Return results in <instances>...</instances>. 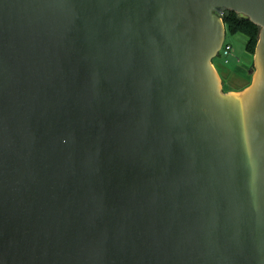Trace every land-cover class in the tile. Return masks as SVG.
<instances>
[{"label":"water","instance_id":"1","mask_svg":"<svg viewBox=\"0 0 264 264\" xmlns=\"http://www.w3.org/2000/svg\"><path fill=\"white\" fill-rule=\"evenodd\" d=\"M0 264H264V0H0Z\"/></svg>","mask_w":264,"mask_h":264},{"label":"rangeland","instance_id":"2","mask_svg":"<svg viewBox=\"0 0 264 264\" xmlns=\"http://www.w3.org/2000/svg\"><path fill=\"white\" fill-rule=\"evenodd\" d=\"M226 42L233 46L232 56L229 62L225 63L222 56L214 60L219 75L223 81L225 90L230 92H240L247 88L251 82L254 73V56L246 52L247 37L243 34L230 36L227 35ZM250 59L248 66H245V60ZM252 70V72H249Z\"/></svg>","mask_w":264,"mask_h":264},{"label":"trees","instance_id":"3","mask_svg":"<svg viewBox=\"0 0 264 264\" xmlns=\"http://www.w3.org/2000/svg\"><path fill=\"white\" fill-rule=\"evenodd\" d=\"M223 20L226 27V35H245L247 37L246 52L254 56L259 39V27L253 25L247 18L232 12H226Z\"/></svg>","mask_w":264,"mask_h":264},{"label":"built area","instance_id":"4","mask_svg":"<svg viewBox=\"0 0 264 264\" xmlns=\"http://www.w3.org/2000/svg\"><path fill=\"white\" fill-rule=\"evenodd\" d=\"M233 52H234L233 46L230 43L225 42L219 56H222L223 58H225V63L227 64L229 62L228 59L230 56H232Z\"/></svg>","mask_w":264,"mask_h":264},{"label":"crops","instance_id":"5","mask_svg":"<svg viewBox=\"0 0 264 264\" xmlns=\"http://www.w3.org/2000/svg\"><path fill=\"white\" fill-rule=\"evenodd\" d=\"M250 61V59L245 60V66H248V62ZM249 72H252V70H249Z\"/></svg>","mask_w":264,"mask_h":264}]
</instances>
